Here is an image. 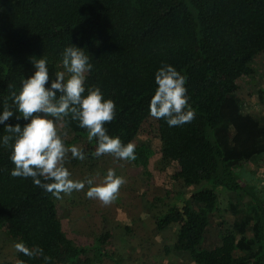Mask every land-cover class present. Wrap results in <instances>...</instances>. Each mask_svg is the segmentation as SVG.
Here are the masks:
<instances>
[{
	"label": "trees",
	"instance_id": "16d2710c",
	"mask_svg": "<svg viewBox=\"0 0 264 264\" xmlns=\"http://www.w3.org/2000/svg\"><path fill=\"white\" fill-rule=\"evenodd\" d=\"M71 44L90 56L86 86L100 87L115 101L116 115L105 125L109 134L127 144L154 120L162 160L174 159L185 183H202L157 214L159 228L170 212L178 219L173 249L196 264H264V180L252 182L248 197L240 182L249 162L264 158V87L258 112L232 89L264 51V0H0V111L5 102L15 111L11 93L34 73L32 59L47 58L50 83ZM162 63L186 78L195 110L189 123L169 127L149 115ZM17 116L5 123L28 122ZM63 119L87 133L70 115ZM5 134L0 124V136ZM12 142L0 145V224L9 226L16 241L43 249L37 257L18 253L17 261L76 264L88 247L75 244L64 251L67 233L57 199L31 177L10 174ZM141 160L148 164L146 156ZM209 186L227 196L230 251L205 246L214 208L198 194Z\"/></svg>",
	"mask_w": 264,
	"mask_h": 264
},
{
	"label": "rangeland",
	"instance_id": "374dc122",
	"mask_svg": "<svg viewBox=\"0 0 264 264\" xmlns=\"http://www.w3.org/2000/svg\"><path fill=\"white\" fill-rule=\"evenodd\" d=\"M251 62L248 73L238 78L232 89L258 112L263 106L259 91L264 87V51ZM63 70L60 64L58 71ZM65 75L67 78L69 74ZM58 127L65 133L67 146L76 145L86 153L84 160L72 158L68 153L66 166L73 179L86 180L92 176L95 183H100L111 168L125 180L117 198L107 205L85 195L87 184L83 190L57 199L59 215L67 233L64 251L75 244L88 247L76 264H196L188 253L173 249L179 227L174 213L166 215L162 228L158 227L157 214L168 210L170 201L176 196L196 191L202 183H185L177 175L178 163L172 158L162 160V143L154 120L147 122L131 141L136 145L135 160H120L111 154L97 157L94 155L96 141H89L86 132H76L64 119ZM142 156L148 158V164L142 163ZM243 175L241 189L248 197L252 194V182L260 178L264 180V158L249 162ZM198 196L214 208L205 246L217 247L221 251L229 248L227 251H230L231 231L227 227L233 217L228 210L226 193L209 186ZM8 228V225L0 224V264L15 263L18 258L13 247L17 241L10 237Z\"/></svg>",
	"mask_w": 264,
	"mask_h": 264
},
{
	"label": "clouds",
	"instance_id": "9594fccd",
	"mask_svg": "<svg viewBox=\"0 0 264 264\" xmlns=\"http://www.w3.org/2000/svg\"><path fill=\"white\" fill-rule=\"evenodd\" d=\"M32 63L34 73L21 81L18 93H11L15 111L7 102L0 111V124L8 133L0 136V145L13 141L10 160L14 167L10 174L31 177L34 185L56 199L81 191L87 184V197L98 199L105 205L112 203L120 186L125 183L124 178L109 168L100 183H95L92 176L86 180L73 179L66 166L68 153L79 160H84L86 153L76 145L67 146L65 133L58 127L59 122L70 115L80 128L87 130L89 141L95 139V156L111 154L120 160L136 158V145L133 142L122 143L119 136L109 134L105 127L116 115L115 101L106 98L100 87L86 86L87 73L93 67L90 56L82 47L74 44L66 46L62 52L64 70L57 71L50 83L47 58L42 55L32 59ZM66 73L69 74L67 78ZM185 80L174 65L162 63L155 72L157 87L149 102V115L162 118L169 127L191 122L195 118V110L189 104ZM14 113H18L17 119L22 117L28 122L23 126L19 123L6 124L5 121ZM13 247L16 252L28 257L43 255L42 248H30L23 241L14 242ZM17 264L24 262L17 261Z\"/></svg>",
	"mask_w": 264,
	"mask_h": 264
}]
</instances>
